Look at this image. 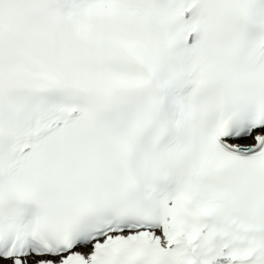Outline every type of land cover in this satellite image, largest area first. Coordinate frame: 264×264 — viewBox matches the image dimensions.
Segmentation results:
<instances>
[{
  "label": "snow or ice",
  "instance_id": "6c2138e0",
  "mask_svg": "<svg viewBox=\"0 0 264 264\" xmlns=\"http://www.w3.org/2000/svg\"><path fill=\"white\" fill-rule=\"evenodd\" d=\"M0 264H264V0H0Z\"/></svg>",
  "mask_w": 264,
  "mask_h": 264
}]
</instances>
